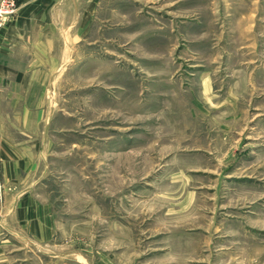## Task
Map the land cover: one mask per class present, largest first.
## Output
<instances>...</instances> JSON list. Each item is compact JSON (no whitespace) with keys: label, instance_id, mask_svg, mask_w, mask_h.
<instances>
[{"label":"rangeland","instance_id":"rangeland-1","mask_svg":"<svg viewBox=\"0 0 264 264\" xmlns=\"http://www.w3.org/2000/svg\"><path fill=\"white\" fill-rule=\"evenodd\" d=\"M90 51L46 167L43 114L2 103L0 264H264V0H102ZM43 172L54 236L18 240Z\"/></svg>","mask_w":264,"mask_h":264},{"label":"crops","instance_id":"crops-1","mask_svg":"<svg viewBox=\"0 0 264 264\" xmlns=\"http://www.w3.org/2000/svg\"><path fill=\"white\" fill-rule=\"evenodd\" d=\"M101 2L18 0L17 15L0 29V97L6 99L0 101V112L4 111L2 103H8L15 107L13 112L43 114L38 157L45 167L58 85L91 59L93 10ZM21 105L23 109L17 108ZM20 161L18 164L22 165ZM15 162L12 165L17 176L21 170ZM44 172L18 190L11 200V211L19 225L13 233L18 240H51L54 236L50 228L51 207L35 194Z\"/></svg>","mask_w":264,"mask_h":264},{"label":"built area","instance_id":"built-area-1","mask_svg":"<svg viewBox=\"0 0 264 264\" xmlns=\"http://www.w3.org/2000/svg\"><path fill=\"white\" fill-rule=\"evenodd\" d=\"M19 4L17 0H1L0 2V29L17 15ZM1 190V187H0Z\"/></svg>","mask_w":264,"mask_h":264}]
</instances>
